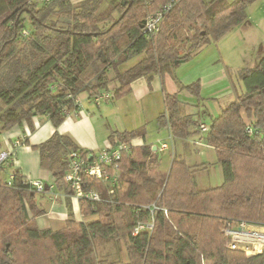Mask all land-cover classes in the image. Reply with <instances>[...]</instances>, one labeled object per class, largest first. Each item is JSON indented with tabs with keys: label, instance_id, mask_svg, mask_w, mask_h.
<instances>
[{
	"label": "trees",
	"instance_id": "obj_1",
	"mask_svg": "<svg viewBox=\"0 0 264 264\" xmlns=\"http://www.w3.org/2000/svg\"><path fill=\"white\" fill-rule=\"evenodd\" d=\"M170 1L120 0L99 12L103 0L79 5L0 0V133L24 124L34 130V119L47 117L56 131L32 148L40 154L41 168L54 178V188L65 196L73 194L65 181L70 153L85 159L96 154L58 132L69 115L81 110L80 96L87 93L94 105L97 96L108 92L111 98L104 105L129 96L138 79L145 78L151 88L155 76L168 74L181 91L199 97L200 85H181L176 69L211 39L219 41L244 23L257 0H177L157 36L149 37L147 18ZM239 78L245 92L202 137L222 167L221 186L198 188L195 168L182 158L173 159L166 175L154 176L158 152L147 144H131L145 137V127L113 132L109 143L124 142L130 149L123 153L114 187L86 180L102 199H80V211L95 220L80 221L69 212L63 230L40 229L37 218L45 211L20 170L12 174L11 185L8 179L0 182V264H264V254L247 257L229 249L222 232L227 221H264V57ZM163 93L160 126H167L175 139H187L192 129L200 133L202 115L186 114L178 93L165 86ZM153 205L157 209L152 212ZM152 218L153 231L134 235L139 222ZM96 239L125 241L129 260L99 258Z\"/></svg>",
	"mask_w": 264,
	"mask_h": 264
},
{
	"label": "rangeland",
	"instance_id": "obj_2",
	"mask_svg": "<svg viewBox=\"0 0 264 264\" xmlns=\"http://www.w3.org/2000/svg\"><path fill=\"white\" fill-rule=\"evenodd\" d=\"M71 1L74 5H79L85 0ZM119 1L120 0H103L99 12L106 11L111 8L115 2ZM229 1L232 2L233 0ZM247 15L248 17L244 23L230 31L219 41L211 39L210 43L201 48L194 58L181 64L176 69V75L181 85L188 86L196 83L200 85L199 97L190 94L187 98L180 97V100L187 105L188 109L191 110L195 117H197L200 112L202 121L208 127L219 117L224 108L245 92L243 83L239 78L240 72L245 69L256 68L260 60L264 57V0H257L251 5L247 10ZM141 58L142 57H138L132 60L124 67L127 68L134 65ZM218 69L225 70L230 78L226 83H218L214 87L209 85V81L215 77L213 74ZM232 85H234V87H232ZM115 87V83L110 84V89L114 90ZM226 87H228L227 90L225 89ZM217 92L220 93L216 94ZM80 100L93 108L92 113L94 112L103 117L111 133L131 132L140 127H145V136L148 137V144L154 143L155 146H159V142L165 139L166 143L170 145V149L163 154H158L160 163L157 165L155 164L152 175L164 176L166 175L165 173L170 171L174 159L173 144L170 139L159 134L158 131L161 126L158 122V118L152 119L151 116H148V112H146L142 103L135 99H118L102 105L99 109L89 103L87 93H83L80 96ZM101 110L103 111L102 115H100ZM201 135L204 136L206 134L201 133ZM138 139L139 137L132 140V146H139L137 145ZM200 150L206 153L210 165L209 170L198 178L200 186H205L204 189L221 186L224 181L223 171L218 162L215 150L208 147L200 148ZM195 171L197 172V170ZM3 175H6V177H8L7 179L10 178L5 172H3ZM195 179H197L196 175ZM62 190L61 188L60 190L55 188V190L46 194H36L35 201L37 206L39 208H48L50 203H52L51 198H53L55 194H58L60 198L63 197L61 194ZM61 203L67 205L68 211L71 214H75L71 201H69L68 204L67 201L66 203L65 201ZM76 216H78V220L80 221L88 222L97 219V217L90 216L81 218L77 213ZM247 221L256 225H264L263 220L247 219ZM37 224L40 229H52L54 231H61L66 226L65 222L60 225L61 222L53 221L47 217L38 218ZM94 243L97 254L101 259H120L124 262L129 260L125 241L106 242L101 239H96Z\"/></svg>",
	"mask_w": 264,
	"mask_h": 264
},
{
	"label": "crops",
	"instance_id": "obj_3",
	"mask_svg": "<svg viewBox=\"0 0 264 264\" xmlns=\"http://www.w3.org/2000/svg\"><path fill=\"white\" fill-rule=\"evenodd\" d=\"M213 75H215V77L209 81V85L214 87L218 83H226L230 78L228 73L222 69H218ZM164 86L167 92L171 94L178 93L179 98H187V96L190 95L186 90L181 91L179 83L167 74L164 77L159 75L155 76L151 88L145 78L136 80L132 84V93L123 99H135L136 101H139L144 105L146 112H148V116L155 119L165 110L163 93ZM232 87H234V85H232ZM225 89L227 90L228 87ZM218 93L220 92H217L216 94ZM80 103L81 110L78 113H72L69 115V117L58 128V132L62 135L72 137L83 149L98 152L109 143V138L112 133L109 130L110 128H108L104 122L102 116H99V114L94 112L92 113L93 108L88 106L87 103L85 104L82 101ZM183 106H186L184 107L186 114L193 115L186 104L183 103ZM102 114L103 111L101 110L100 115ZM199 114L201 113L199 112ZM202 123L204 122L202 121ZM55 131L56 129L47 117L39 116L34 119V130H32L27 124H24L23 126H16L7 132L0 133V150L8 151L13 154L10 160L0 168V182L7 180L8 178L6 175H3V172L7 173L8 176H11L14 171L20 170L22 176L25 177L27 181H42L45 185H48L55 190L54 178L48 171L41 168L40 154L32 148L33 145H39L47 141ZM191 131L193 134L187 139L173 138L170 129L167 126H161L158 132L172 142L174 149L173 158H182L190 167H194V170H197L195 174L197 179H195V181L198 187L204 189L205 186H200L198 178L209 170L210 165L206 153L201 151L200 148L212 147L203 143V135L199 132L197 133L198 130L192 129ZM26 141H29V143L25 144ZM18 142L20 145L16 146ZM159 143V146H155L154 143L148 144V137L145 136L139 137L137 145H150L153 147V152H158V154H163L170 149V145L166 143L165 139H162ZM163 145H166V149L164 150L161 149ZM154 147H156V150H154ZM61 194L64 198H60L58 194H55V196L51 198L52 203H50V206L48 208H41L45 211V214L39 218L47 217L53 221L61 222L60 225H62L69 214L67 205L61 203L62 201H65V203L67 201V204L68 201H71V205L74 208L75 218L77 220L79 219L78 216H76V213L83 218L80 211L79 201L72 197L65 196L62 192Z\"/></svg>",
	"mask_w": 264,
	"mask_h": 264
},
{
	"label": "built area",
	"instance_id": "obj_4",
	"mask_svg": "<svg viewBox=\"0 0 264 264\" xmlns=\"http://www.w3.org/2000/svg\"><path fill=\"white\" fill-rule=\"evenodd\" d=\"M49 1V0H41ZM177 0H171L164 8L156 14L150 15L145 22V32L149 37H156L160 31L166 13L174 6ZM111 98V94L106 92L99 95L94 100V105L101 106ZM209 127L202 123L200 133L207 134ZM18 142L16 146H19ZM130 145L124 142L108 143L96 154L89 155L88 159L78 153L69 155V172L65 176V181L69 190L73 192L72 198L79 201L82 198L100 202L101 194L97 189L91 188L86 181L95 179L104 184L114 187L118 182L120 174V161L123 153L129 151ZM162 150L166 149L163 145ZM12 153L0 150V168L10 160ZM14 176L8 179L9 185L12 184ZM38 194L46 192V186L42 181H27ZM53 188H50L51 192ZM113 191V190H111ZM157 209L156 205L151 207L152 212ZM165 214H167V211ZM154 229V218L150 222H139L134 229V235L142 231L151 232ZM223 234L228 240V248L234 251H241L247 257L264 254V225H256L248 221H227L222 229Z\"/></svg>",
	"mask_w": 264,
	"mask_h": 264
},
{
	"label": "water",
	"instance_id": "obj_5",
	"mask_svg": "<svg viewBox=\"0 0 264 264\" xmlns=\"http://www.w3.org/2000/svg\"><path fill=\"white\" fill-rule=\"evenodd\" d=\"M154 150H156V147H154Z\"/></svg>",
	"mask_w": 264,
	"mask_h": 264
}]
</instances>
